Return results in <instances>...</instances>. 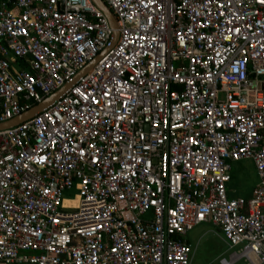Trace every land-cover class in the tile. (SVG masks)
Returning a JSON list of instances; mask_svg holds the SVG:
<instances>
[{
  "label": "built area",
  "instance_id": "1",
  "mask_svg": "<svg viewBox=\"0 0 264 264\" xmlns=\"http://www.w3.org/2000/svg\"><path fill=\"white\" fill-rule=\"evenodd\" d=\"M101 1L115 44L0 128V262L191 264L186 235L211 223L235 248L220 264H264V0ZM111 38L92 0H0V123ZM246 158L258 182L229 197Z\"/></svg>",
  "mask_w": 264,
  "mask_h": 264
},
{
  "label": "rangeland",
  "instance_id": "2",
  "mask_svg": "<svg viewBox=\"0 0 264 264\" xmlns=\"http://www.w3.org/2000/svg\"><path fill=\"white\" fill-rule=\"evenodd\" d=\"M243 161L238 163H232L234 171L237 173V177L234 179L237 181V185L245 187L251 182V177L248 176V172H253V167L249 161L247 166V173L245 176L241 175L240 166L243 165ZM253 176V175H252ZM244 178V179H243ZM240 193L230 194L229 197L238 196ZM78 191L74 188L64 190L61 203V210L70 211L73 209V205L77 202ZM187 240L191 244V264H220V258H229V255L235 248H229L226 239L221 234L218 228L211 223H201L194 226L188 231L186 235ZM233 264H246L244 260H238Z\"/></svg>",
  "mask_w": 264,
  "mask_h": 264
},
{
  "label": "water",
  "instance_id": "3",
  "mask_svg": "<svg viewBox=\"0 0 264 264\" xmlns=\"http://www.w3.org/2000/svg\"><path fill=\"white\" fill-rule=\"evenodd\" d=\"M92 2L105 14L107 17L110 26L112 28V38L110 41V46L101 50L89 63H87L82 69H80L70 81L66 82L62 87L51 93L49 96L45 97L41 102L33 105L25 112L15 116L14 118L7 120L3 123H0V128H7L13 125H16L20 122L28 120L32 118L36 113L41 111L42 108L49 106L53 101L59 98L72 84H74L79 78L84 76L89 70L93 68V66L101 59V57L115 44L118 38V30L115 20L109 11V9L105 6V4L101 0H92Z\"/></svg>",
  "mask_w": 264,
  "mask_h": 264
},
{
  "label": "crops",
  "instance_id": "4",
  "mask_svg": "<svg viewBox=\"0 0 264 264\" xmlns=\"http://www.w3.org/2000/svg\"><path fill=\"white\" fill-rule=\"evenodd\" d=\"M241 161H243L244 163L242 166H240V171H238V172H240L241 175L243 174V176H245V174L247 173V166H245V165H248L249 161L252 164L254 173L251 174V172H248V176H247V177H249V176L251 177V179H250L251 182L248 183V185H245V187H241V189H240V184L237 185V181L234 180L237 177V173H236V171H234V167L232 165L231 170H230L231 179H230L227 186H228L229 195L233 194V193H240L238 196L248 198L251 196L253 189L255 188V186L258 182V177H257L256 171H255V168H254V165H253V162L251 159H247V158L241 159V160L233 162V163H238ZM233 197H237V196H233ZM0 264H6V263L0 262Z\"/></svg>",
  "mask_w": 264,
  "mask_h": 264
},
{
  "label": "bare ground",
  "instance_id": "5",
  "mask_svg": "<svg viewBox=\"0 0 264 264\" xmlns=\"http://www.w3.org/2000/svg\"><path fill=\"white\" fill-rule=\"evenodd\" d=\"M225 264H229V263H225Z\"/></svg>",
  "mask_w": 264,
  "mask_h": 264
}]
</instances>
